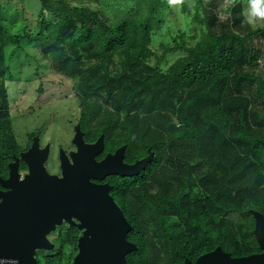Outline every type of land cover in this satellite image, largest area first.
Listing matches in <instances>:
<instances>
[{
  "label": "trees",
  "instance_id": "1",
  "mask_svg": "<svg viewBox=\"0 0 264 264\" xmlns=\"http://www.w3.org/2000/svg\"><path fill=\"white\" fill-rule=\"evenodd\" d=\"M9 1L17 5L11 14L5 13L6 9H3L0 1V66L3 47L12 46L17 53L23 51L22 44H36L45 55L52 56L51 69L70 81L77 80V87L83 95H91L90 90L93 89L97 90L98 97L106 95L99 99L102 98L113 112L101 105L94 106L85 99L77 121L85 142H94L103 135L104 151L97 160L121 146L125 147L124 162L128 164L146 158L149 154L153 156L138 175L122 178L110 176L104 181L112 187L110 194L131 226L126 238L135 245L136 250L126 256V264H182L186 257L213 250L217 246L236 257L255 252L254 220L248 210L257 211L264 217L263 203L249 197L245 200L236 197L235 200H242L233 207L241 218L238 223L227 218L232 207L217 203L220 196L229 192L235 179L244 177H240L243 171L233 172L228 180H221L216 194L202 203H192L190 200L193 187L190 175L193 166L205 162V154L213 145L224 147L232 143L246 148L248 152V158L240 160L243 161L242 168L256 164L258 176L254 175V178L264 177V171L259 173L261 169L264 170V131L258 125L256 132L250 127L246 111L249 100L236 94L222 105L219 103L224 91L221 85L229 80L237 62L243 63L246 57L252 63L256 62V52L252 50L247 53L242 47L243 39L235 34L216 37L208 32L205 41L185 49V58L176 61L165 74L157 73L148 82L135 69V62L130 57L135 56L145 63L146 54H150L146 49L150 31L164 22L160 14L168 9L169 0L72 1H82L87 6L96 4L101 13L100 18L90 9L69 7L71 2L66 0H37L40 10L33 38L21 26L30 19L23 17L25 0ZM234 1L231 0V4ZM141 4H145V14L141 9L137 10ZM231 4L228 11L232 8ZM45 12L54 21L46 19ZM11 28L14 30L12 34L7 31ZM65 50L72 58L65 57ZM117 52L124 53L123 69L118 73L101 75L100 71H106V64L112 61L110 58ZM84 57L85 60L102 59L103 62L96 70L85 69V63L81 61ZM10 69L9 64L0 68V78L7 74L4 83L0 84L1 178L7 177V164L12 161V156L17 157L24 151L8 129L11 89L6 83L14 80ZM246 80L256 85V97L264 104L262 80L240 73L230 82L233 81L236 90H240ZM58 84L63 85L64 82ZM178 88L187 92L184 101L177 93ZM38 91L41 92V89ZM167 112L175 114L178 125L168 122L163 115ZM119 113L123 115V121L119 120ZM230 114L238 116V128L234 132L229 129ZM99 127L100 131L92 135L91 131ZM116 131H123V134L112 140ZM33 136H39L38 131L28 135V147ZM187 157L193 166L183 169L181 191L175 199L170 200L164 193L150 197L146 189L142 188L150 179L154 182L158 173H169L162 168L163 163L171 165L174 159L180 161ZM217 160L218 164L226 166L235 161H225L221 152ZM177 166L181 167L182 161ZM24 170L25 166L20 163L19 171ZM156 183L159 185L164 182L158 179ZM243 183L250 193L256 191L254 182ZM137 187L140 189L133 191ZM131 197L135 199V207L131 204ZM171 218L181 228L170 226ZM152 221L157 222V226L152 229L158 232L157 235L156 232L154 235L150 232L148 223L151 225ZM52 234L54 238L49 237V240L54 249L36 253L37 264H71L76 254L78 231L63 224ZM155 236L161 243L160 247L155 243Z\"/></svg>",
  "mask_w": 264,
  "mask_h": 264
},
{
  "label": "rangeland",
  "instance_id": "2",
  "mask_svg": "<svg viewBox=\"0 0 264 264\" xmlns=\"http://www.w3.org/2000/svg\"><path fill=\"white\" fill-rule=\"evenodd\" d=\"M0 1L3 4V9H6H4L5 13L11 14L10 12H14L11 10L17 7L16 4L9 0ZM66 1L71 2L68 4L69 7H83L92 10L99 18L101 16L96 4L94 6H87L82 1H78L77 3H73L72 1L74 0ZM132 4L129 3V5ZM230 4L231 0H169L168 9L164 12L160 10V15L163 17L164 22L150 31L146 46L150 54H146L145 63H141L135 56L129 57L131 61L135 62V69L140 72L144 81L150 82L157 73L165 74L168 68L176 61L185 58V49L192 48L196 43L205 41L208 32H211L216 37L235 34L240 39H243L242 47L247 53L252 50L256 52L257 61L252 63L248 60L249 57H246L243 63L237 62L229 80L223 82L221 85L224 91L222 90L223 95L219 103L222 105L236 94L247 98L249 104L246 111L249 116L250 127L255 131L258 125L264 131V104L256 97V85L251 80H246L241 84L240 90H236L233 81L230 82L236 79V76L240 73L250 75L264 82V21H258L255 26L247 22L249 0H235L231 4L232 8L228 11ZM23 6L26 10L23 12V17L30 19L29 22L21 24V26H24L28 31L29 37L33 38L37 31L36 17L40 6L37 0H25ZM140 9L144 14L147 12L145 4L139 5L137 10ZM45 17L48 20H53L49 17L48 12H45ZM75 22H77L76 19ZM7 31L10 34L14 33L13 28ZM21 47L23 51L17 53L14 52L12 46L3 47L2 50V66L0 68L3 69V67L9 64L11 66L10 75L14 79L12 82L6 83L7 87L11 89L9 96L10 105L8 108L9 117H7L9 120L8 129L24 151L29 148L27 145L28 135L38 131L41 146L46 143H49L51 146L46 167L49 173L57 174L59 172L56 156L57 149L61 147L66 152L73 151V147L70 145V140L73 136L72 128L77 124L82 112V101L87 99L94 106L101 105L110 112L113 111L110 110L109 105L104 104L102 101V98H105L106 95L102 97L100 94L101 96L99 97L102 98L99 99L96 95L97 90L93 89L90 90L91 95L86 97L77 87V80L71 79L70 81L64 75H57L50 67L53 62L52 56L45 55L36 44H22ZM122 54L124 53L117 52L113 54L112 58H110L112 61L106 64V71H100L101 75L118 73L123 69ZM57 55H60V53ZM81 55L85 56L83 53ZM65 57L72 58L67 50H65ZM81 61L85 63V69L92 70H96L103 62L102 59L85 60V57ZM6 78L7 74H4L0 78V84H3V80ZM42 81H44L43 85L41 84ZM60 81L64 82V84L59 85L58 82ZM72 82L74 83V87ZM39 88L41 92L38 91ZM177 93L182 97L183 101L188 96L184 89L178 88ZM118 115L119 120L123 121V115L121 113ZM163 115L166 116L169 123L172 122L178 125L175 114L172 115L171 112H167ZM237 120L238 116L236 114H230L229 129L232 132L238 128ZM100 129L99 127L96 130H92L91 134L97 133ZM122 134L123 131L121 133L120 131H116L112 135V140L120 138ZM257 134L259 135L260 133L257 132ZM201 140L203 142L204 138L202 137ZM183 152H186V150ZM219 152L224 155L225 161L232 162L233 159L235 161L230 166L218 164L217 158ZM205 158V162H200L196 166H193L188 161V157L186 160L182 159L180 161L174 159L171 165L163 163L162 168L169 171V173L165 172L164 175L158 173L156 175L157 179L153 180L154 182L150 179L144 183L142 188L146 189L151 195L150 197L164 193L170 200L175 199L181 191L182 184L180 180H182L183 169H190L193 166L190 175L193 183L190 200L192 203H202L206 198H211L216 194L221 180H228L231 173L242 170L243 175L240 177H244L239 180L235 179L229 187V192L224 196H220V199H217V203H224L226 207H232L229 209L230 214L227 218L231 219L233 223L241 221L238 212L233 208L241 203L242 200L239 199L245 200L249 197L262 202L264 205V177L254 178V175L258 176L257 165L252 164L247 165L244 169L242 168L243 161L248 158L246 148L237 147L232 143H228L224 147L216 144L208 149ZM181 161L182 166H177ZM263 171L261 169L259 173ZM25 172L26 169L20 172V174H24ZM158 179L164 183L158 185L156 183ZM246 181L249 184L250 182H254L255 186L257 185L254 193H250L251 191L248 190L247 185L243 183ZM138 189L140 187L134 188L133 191L136 192ZM236 197L239 198V201L235 200ZM131 198H133V200L131 199V204L135 207V199L134 197ZM170 220V226L175 225L177 229L181 228L176 220L173 221V218ZM154 222L152 221L151 225L148 223L151 231L147 229L153 235L155 232L157 235L158 232L156 230L152 231L154 226H157V222ZM49 237L50 239L54 238L53 234ZM154 240L160 247L161 243L157 240L156 236Z\"/></svg>",
  "mask_w": 264,
  "mask_h": 264
},
{
  "label": "water",
  "instance_id": "3",
  "mask_svg": "<svg viewBox=\"0 0 264 264\" xmlns=\"http://www.w3.org/2000/svg\"><path fill=\"white\" fill-rule=\"evenodd\" d=\"M72 130L73 151L57 149V174L46 167L50 144L41 147L34 136L26 151L12 156L7 177H0V264H37L36 253L54 249L48 237L63 224L79 233L71 264H126V256L136 250L126 238L131 226L104 181L138 175L152 154L128 164L121 146L97 160L104 151L103 135L86 143L78 123ZM249 214L260 254L233 259L217 247L195 264H264V217L253 210Z\"/></svg>",
  "mask_w": 264,
  "mask_h": 264
},
{
  "label": "clouds",
  "instance_id": "4",
  "mask_svg": "<svg viewBox=\"0 0 264 264\" xmlns=\"http://www.w3.org/2000/svg\"><path fill=\"white\" fill-rule=\"evenodd\" d=\"M246 19H247V22L253 26H255L258 21H264V0H249L248 16L246 17ZM39 142H40V140H39ZM86 143H88V142H86ZM91 143H93V142H91ZM43 146H41V147H43ZM50 148H51V146H50ZM56 156H57V152H56ZM20 175H24V174H20Z\"/></svg>",
  "mask_w": 264,
  "mask_h": 264
},
{
  "label": "flooded vegetation",
  "instance_id": "5",
  "mask_svg": "<svg viewBox=\"0 0 264 264\" xmlns=\"http://www.w3.org/2000/svg\"><path fill=\"white\" fill-rule=\"evenodd\" d=\"M32 138H33V137H32ZM114 151H115V150H114ZM114 151H113V152H114ZM68 152H69V151H68ZM132 164H133V163H132ZM254 240H255V238H254ZM255 243H256V241H255ZM217 247H218V246H217ZM217 247H215L213 250L205 251V252H202V253H200V254H198V255H193V256H191V257H186V258L183 260L182 264H184L185 261H188L190 264H195L196 260H197L199 257L211 253V252L214 251ZM256 247H257V250H256L255 252L249 254V255H257V254H260V253H261V251H260L259 248H258L257 243H256ZM222 251H223V250H222ZM223 252H226V251H223ZM226 253H228V254L230 255V257L233 258V259H237V258H241V257L249 256V255H245V256H237V257H236V256H233L232 254H230L229 252H226Z\"/></svg>",
  "mask_w": 264,
  "mask_h": 264
},
{
  "label": "crops",
  "instance_id": "6",
  "mask_svg": "<svg viewBox=\"0 0 264 264\" xmlns=\"http://www.w3.org/2000/svg\"><path fill=\"white\" fill-rule=\"evenodd\" d=\"M92 6V5H91Z\"/></svg>",
  "mask_w": 264,
  "mask_h": 264
}]
</instances>
